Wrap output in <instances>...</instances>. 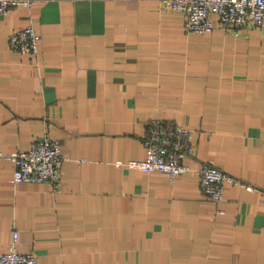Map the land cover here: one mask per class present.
<instances>
[{"label": "crops", "instance_id": "1", "mask_svg": "<svg viewBox=\"0 0 264 264\" xmlns=\"http://www.w3.org/2000/svg\"><path fill=\"white\" fill-rule=\"evenodd\" d=\"M0 14V153L60 144V184L11 181L0 157V253L37 264H264V30L188 33L159 0H32ZM32 25L35 56L9 49ZM192 132L193 171L145 158L149 122ZM212 165L248 187L202 196Z\"/></svg>", "mask_w": 264, "mask_h": 264}, {"label": "built area", "instance_id": "2", "mask_svg": "<svg viewBox=\"0 0 264 264\" xmlns=\"http://www.w3.org/2000/svg\"><path fill=\"white\" fill-rule=\"evenodd\" d=\"M77 1V0H76ZM171 10L182 14L184 29L188 33L207 34L213 31L216 17L224 27L239 32L246 28L264 30V0H159ZM32 0H0V14L9 9L24 6L32 8ZM40 37L32 25L15 30L9 38L11 52L35 56L38 53ZM192 132L175 123L161 119L149 122L143 139L145 158L116 162L117 167L138 169L147 173H164L170 179L193 171L187 160L195 149ZM13 165L11 181L20 183L60 184L62 155L60 144L49 137L34 141L28 150L2 154ZM196 173L199 190L216 203L222 202L227 185L248 187L233 176L212 165L203 164ZM18 232L13 230L12 241L7 252L0 253V264H37L33 254L17 251Z\"/></svg>", "mask_w": 264, "mask_h": 264}]
</instances>
